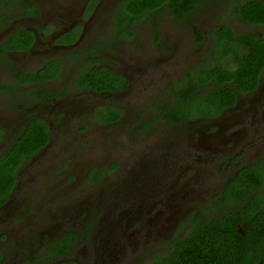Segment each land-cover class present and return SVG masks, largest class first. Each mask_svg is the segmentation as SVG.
<instances>
[{"label":"flooded vegetation","instance_id":"flooded-vegetation-1","mask_svg":"<svg viewBox=\"0 0 264 264\" xmlns=\"http://www.w3.org/2000/svg\"><path fill=\"white\" fill-rule=\"evenodd\" d=\"M260 9L264 0H0V170L25 135L43 130L45 136L21 157L0 198V264H117L111 243L119 238L127 248L133 234L167 236L156 255L163 256L188 235L196 215L210 220L245 205L251 225L263 224ZM178 112L193 117L164 120ZM128 117L129 164H113L110 176L107 169L88 172V197L81 198L77 178L55 164L64 147L98 144L92 136L99 129ZM117 148H107L105 157L118 156ZM148 157L156 168L167 166L157 201L153 195L137 208L121 202L107 236L100 199L137 186ZM55 175L65 176L70 194ZM153 214L157 225L150 223ZM81 216L88 220L83 230L75 227ZM235 226L244 233L240 222ZM69 230L78 237L64 254Z\"/></svg>","mask_w":264,"mask_h":264},{"label":"rangeland","instance_id":"rangeland-1","mask_svg":"<svg viewBox=\"0 0 264 264\" xmlns=\"http://www.w3.org/2000/svg\"><path fill=\"white\" fill-rule=\"evenodd\" d=\"M102 104V102L100 103ZM90 107H88L89 109ZM132 118H136V115H131ZM130 126V117H128L123 123L121 122L117 126H111L104 129H99L98 136H92V138L96 137L97 140L101 141L98 144H93L89 146H66L64 147V153L63 157L61 158L58 163H55L56 165L66 167V170L64 174L66 176H75L77 178V183L75 186H80L79 196L83 199L87 198L88 196L85 195L86 192H89L88 186L90 185V180L87 178V173L90 171H103L104 169H107L108 175L115 174V168L110 169V167L114 165L121 164V166L125 169L127 164H129L127 161L129 160L127 155L131 154V152H134L133 149V142L132 141V131H127V126ZM99 127V126H98ZM105 142L104 144H102ZM90 143V142H89ZM106 144V147H105ZM117 148V152H113V155H118L115 158H107L105 157L108 155L106 153V150H109L107 148H110L111 150H115ZM55 154V153H53ZM124 156L126 157V162H122L119 157ZM112 163V164H111ZM111 164V165H110ZM156 160L153 158H146V165L142 169L143 175L141 177L140 182L137 184V186L129 185L125 192H111L107 194L106 196L102 197L100 199V206L102 210L101 218L105 222H110V226L107 227V236H110L112 232H114V229L116 226L113 223L114 221V211L115 209L120 206L121 202H126L129 204L132 208H137L139 205L142 204V202H148L149 199L151 200V197L154 195V200L158 198L157 191V180H160L162 178V174L167 170V166L164 165L162 168H156L155 167ZM47 165V164H46ZM107 167V168H106ZM85 174V175H84ZM138 174V173H137ZM62 175V174H61ZM90 175V173H88ZM56 178H60V180L65 176H59L55 175ZM61 180V185L68 189V181L65 179L64 181ZM181 181V180H180ZM160 183V181H158ZM73 187V186H72ZM72 190V189H71ZM69 192L70 194V191ZM79 190V189H78ZM156 192V193H154ZM38 197V196H37ZM37 200H40L39 197ZM69 195L65 198V201L68 204H71ZM153 200V201H154ZM91 201V200H90ZM158 206V205H157ZM188 210L191 208L190 204H187ZM79 208L71 209L70 214H74V210H78ZM35 213V211L33 212ZM92 214H90L91 220L94 222L95 218ZM145 217H150L151 215H145ZM185 217V216H183ZM67 219V218H66ZM83 219L85 221H83ZM153 220L150 223H153V225L158 224V217L153 214ZM32 217L27 219V222L31 221ZM88 220H86L83 216L79 217L75 223V227L77 229L83 230V228L87 225ZM73 223V222H72ZM138 222L131 223L129 230H131ZM72 225V224H71ZM69 223H67L66 226H71ZM182 228L184 225H180ZM74 227V226H71ZM153 230V228H152ZM152 231H150L151 233ZM141 234V233H140ZM138 234L129 235L128 237V245L127 248H124L122 241L119 238L114 239V243H111L112 248H110L114 255L116 260H118L117 264H124L128 261H135L140 263H148L150 262L154 256L161 254L165 251V243L167 240L166 237H157L152 240H150L149 237H145L144 240H139ZM174 237H182L178 236L176 233ZM78 252L82 249V247H77ZM88 250L86 251V253ZM89 254L87 253L86 256ZM93 255V254H92ZM72 257L76 258L78 262H84L85 259H82V257L77 255H73ZM120 260V261H119Z\"/></svg>","mask_w":264,"mask_h":264},{"label":"trees","instance_id":"trees-1","mask_svg":"<svg viewBox=\"0 0 264 264\" xmlns=\"http://www.w3.org/2000/svg\"><path fill=\"white\" fill-rule=\"evenodd\" d=\"M263 14L264 9H260V15ZM193 94L199 95L196 90ZM191 117H193L191 114L180 115L178 112L177 115H164V120L180 122L182 118ZM25 136L14 148L19 151L11 153L3 161V167L0 170L2 174L0 198L10 190L14 181V170L21 163V157L34 153L42 146L39 145V141L45 140L43 130L32 131L30 137L28 134ZM248 169L249 166L242 168L241 171ZM225 212L220 217L216 216L210 220L196 215L191 222L188 235L182 240L172 242L165 255L156 256L148 263L132 262L130 264H264V241H261L264 237V220L259 219V222L263 224L259 225L255 222L251 225L252 212L247 205L238 213ZM236 222H240L244 233L237 230ZM252 234L259 236L252 238ZM77 237L75 231L67 232L65 241L62 240L64 254H68L70 245L76 241ZM61 264L74 263L63 262Z\"/></svg>","mask_w":264,"mask_h":264}]
</instances>
